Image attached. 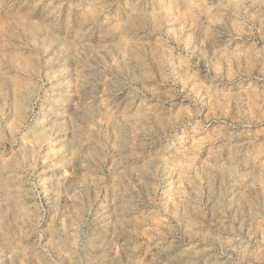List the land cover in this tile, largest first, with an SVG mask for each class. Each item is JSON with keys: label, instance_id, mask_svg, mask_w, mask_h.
Wrapping results in <instances>:
<instances>
[{"label": "rangeland", "instance_id": "1", "mask_svg": "<svg viewBox=\"0 0 264 264\" xmlns=\"http://www.w3.org/2000/svg\"><path fill=\"white\" fill-rule=\"evenodd\" d=\"M0 264H264V0H0Z\"/></svg>", "mask_w": 264, "mask_h": 264}, {"label": "bare ground", "instance_id": "2", "mask_svg": "<svg viewBox=\"0 0 264 264\" xmlns=\"http://www.w3.org/2000/svg\"><path fill=\"white\" fill-rule=\"evenodd\" d=\"M262 35V34H261ZM259 53V52H258Z\"/></svg>", "mask_w": 264, "mask_h": 264}]
</instances>
